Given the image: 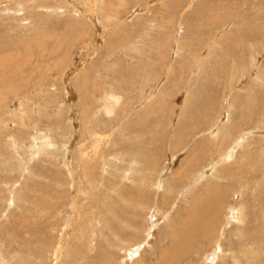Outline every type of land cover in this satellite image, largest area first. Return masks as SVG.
Wrapping results in <instances>:
<instances>
[{
	"label": "rangeland",
	"instance_id": "rangeland-1",
	"mask_svg": "<svg viewBox=\"0 0 264 264\" xmlns=\"http://www.w3.org/2000/svg\"><path fill=\"white\" fill-rule=\"evenodd\" d=\"M96 6L0 0V264L55 263L72 177L59 264H211L217 243L212 264H264V0Z\"/></svg>",
	"mask_w": 264,
	"mask_h": 264
},
{
	"label": "bare ground",
	"instance_id": "bare-ground-1",
	"mask_svg": "<svg viewBox=\"0 0 264 264\" xmlns=\"http://www.w3.org/2000/svg\"><path fill=\"white\" fill-rule=\"evenodd\" d=\"M90 1V7H89V10H87L88 11V15H87V17H88V19H93L92 20V22H94V23H98L97 22V16H96V12H97V10H96V0H89ZM103 11V10H102ZM99 24V23H98ZM70 99V98H69ZM116 102H117V100H116V98L113 96V94H110L108 97H105L104 98V110H105V112L107 113V114H111L112 112H113V108L115 107L114 105L116 104ZM103 105V104H102ZM74 107V106H73ZM73 110V109H72ZM77 110V109H76ZM72 113H73V111H72ZM72 113H71V115H72ZM75 115V114H74ZM77 115V114H76ZM78 116V115H77ZM73 118V117H72ZM77 118V117H76ZM78 119V118H77ZM72 121H73V119H71ZM76 123V122H75ZM261 126V125H260ZM262 129V128H261ZM85 131H86V129H85ZM87 133L89 134V137H94L93 139H94V142H92L91 143V145L89 146V147H91V149L95 152V151H98L99 150V144H100V141L101 140H103V138H102V136L100 135V134H98L96 131H94V130H92L91 128L90 129H87ZM43 137H45V136H43ZM104 137V136H103ZM241 137V139H242V135L240 136ZM38 139H42V137L41 138H39V137H35L34 138V140H38ZM44 139V138H43ZM243 140V139H242ZM83 141H81V143H82ZM40 143V142H39ZM239 143V142H238ZM238 143L236 144V145H238ZM83 144V143H82ZM235 145V144H234ZM39 147V146H38ZM88 147V146H87ZM233 147L234 146H232V147H230V148H232V150L230 149L229 151H226V153L224 154V155H222V156H220V159H219V161L220 162H223V161H225L226 159H228V158H232V154H233ZM34 148V147H33ZM32 149V148H31ZM66 149V148H65ZM234 149H235V147H234ZM67 150V149H66ZM80 152H81V157L82 156H84L86 153H88V152H86V150L85 149H81V147H80ZM89 153H93V152H89ZM101 154L102 153H99V155H97V157H99V156H101ZM66 155H67V162H64V163H66L67 165H69V160H68V151H66ZM87 155V154H86ZM94 155H95V153H94ZM32 156V155H31ZM90 156H92V155H90ZM103 157V158H102ZM101 158V162H102V168H101V170H102V172H103V170H105V165H106V163L105 162H107V161H105V158H104V156H102ZM71 158V157H70ZM79 158V157H78ZM72 159V158H71ZM81 160V159H80ZM217 160V159H216ZM213 161H215V160H213ZM73 162V161H72ZM80 163V162H79ZM90 159L88 158V156H86L85 158H84V160L82 161V168L84 169V171H86V170H92V168H93V163H92V165H90ZM72 164L73 163H71L70 165L72 166ZM219 164V163H218ZM253 164H254V162H253ZM252 164V165H253ZM216 165H217V163H216ZM79 166V165H78ZM212 166V165H211ZM215 166V165H214ZM73 167V166H72ZM208 168H210V167H208ZM213 169V166L211 167V170ZM74 170V169H73ZM76 171V170H75ZM93 171V170H92ZM91 171V172H92ZM68 172H70V173H72V176H73V174L75 173V172H73L71 169H69L68 168ZM81 172V171H80ZM90 172V171H89ZM89 172H87V173H89ZM90 172V173H91ZM69 173V174H70ZM76 173H79V172H77L76 171ZM203 173V172H202ZM86 174V173H85ZM78 175V174H77ZM79 175H81V174H79ZM87 175V174H86ZM200 176V175H199ZM199 176H198V178H199ZM86 177V176H85ZM193 178V177H192ZM195 178V177H194ZM88 178L86 177L85 178V180H86V184H88L89 183V181L87 180ZM89 179H90V177H89ZM196 179V178H195ZM72 180H73V190H72V198H73V201L71 202V206H70V209H72V212L70 211V213H73L74 214V216L72 217V218H68V220L66 219V221L64 222V224H63V226H62V228H61V230L63 231V233H60V235H59V238H58V240H57V243H56V245H53L54 246V250L52 251V257H53V260L55 261V263L54 264H59L60 263V261L61 260H63V258L64 257H66V255L68 254V250H67V244H68V241H67V237L69 236V234L71 233V232H76L78 229H80V226H81V222L78 220L79 218H81V209L79 210L78 209V201L76 200V199H78L79 197H78V195L80 194V192H79V190L80 191H82L81 190V188H80V185H79V180H81V179H76V178H73L72 177ZM77 180H78V182H77ZM83 181V180H82ZM198 181V180H197ZM196 181V182H197ZM78 183V184H77ZM159 184H160V181L158 182ZM187 184V183H186ZM189 184V183H188ZM193 184H194V182H193ZM197 184V183H196ZM78 185V186H77ZM84 185V184H83ZM161 185V184H160ZM160 185H159V187H160ZM195 185V184H194ZM86 187H87V185H85ZM90 186H91V183H90ZM242 186V185H241ZM94 187V186H93ZM90 189H92V188H90ZM186 189V188H185ZM206 189V188H205ZM183 191V190H182ZM187 191V190H186ZM207 191V190H206ZM78 192H79V194H78ZM185 192V191H184ZM82 194V193H81ZM223 196V195H222ZM132 198V197H131ZM217 198V197H216ZM215 198V199H216ZM223 198V197H222ZM133 199V198H132ZM211 199V198H210ZM217 199H219V198H217ZM216 199V200H217ZM220 199H221V197H220ZM77 201V202H76ZM215 201V200H214ZM128 202V201H127ZM131 202V201H130ZM197 203V202H196ZM196 203H194V204H196ZM193 204V205H194ZM201 204V203H200ZM207 204V203H206ZM222 205V203H221V201L219 202V205ZM80 205V204H79ZM193 205H192V211L189 213V215L187 216V218H185L186 217V215H185V217H183V218H185V219H187L188 221H190V222H193V223H195V221H197V217H198V212H197V209H196V207H193ZM209 205V204H208ZM219 205H217V206H219ZM57 206V205H56ZM55 206V207H56ZM191 206V205H190ZM196 206H198V204L196 205ZM110 207V206H109ZM219 207H222V206H219ZM199 208V207H198ZM110 209V208H109ZM230 209V210H229ZM228 214H227V218L225 219V222L223 223V225H224V227L227 225V223H229L230 221H232V220H236V221H241V216H240V212L239 211H237L234 207H230V208H228ZM188 211V210H187ZM219 211V210H218ZM215 212H217V211H215ZM218 213V212H217ZM92 214V213H91ZM207 214V213H206ZM209 214V213H208ZM214 214V213H213ZM215 215V214H214ZM214 215L212 216V218L211 219H213V217H214ZM217 215V214H216ZM203 216V215H202ZM202 216H200V219H201V221H203L204 222V219H206L205 217H207L206 215H204L203 217H204V219H203V217ZM202 217V218H201ZM215 218V217H214ZM153 220H154V218H152ZM203 219V220H202ZM210 219V220H211ZM257 219H258V217H257ZM64 220V219H63ZM183 220V219H182ZM207 220V219H206ZM214 220V219H213ZM90 221H91V218H90ZM208 221V220H207ZM184 222V221H183ZM202 222V223H203ZM208 222H210V221H208ZM211 222H212V220H211ZM210 222V223H211ZM198 223V222H197ZM75 224V226H73ZM183 224H186L185 222L183 223ZM196 224V223H195ZM194 224V225H195ZM90 225V224H89ZM188 222H187V227H188ZM193 225V226H194ZM208 224H206L205 226H207ZM211 225V224H210ZM251 225V224H250ZM186 226H183V228L184 227H186ZM189 226H191L192 227V224L190 223V225ZM196 227H197V225H196ZM223 226H222V228H224ZM177 228H180L181 229V227L179 226V227H177ZM193 228V227H192ZM221 228V229H222ZM179 229V230H180ZM186 229V228H185ZM200 229V228H199ZM202 229H203V227H202ZM206 229V228H205ZM208 229H209V227H208ZM178 230V229H177ZM176 230V231H177ZM201 230V229H200ZM29 231V230H28ZM81 231V230H80ZM111 231V230H110ZM182 231H183V229L181 230V233H182ZM205 231V230H204ZM223 231V230H222ZM177 232H179V231H177ZM174 233H175V231H174ZM184 233V232H183ZM186 233V232H185ZM185 233L184 234H182V236L183 235H185ZM111 234H113V233H111ZM175 234H177V233H175ZM175 234H173V235H175ZM187 234V233H186ZM193 234H194V231H193ZM192 234V235H193ZM203 234V233H202ZM149 235V234H148ZM172 235V236H173ZM187 235H189V234H187ZM186 235V236H187ZM181 236V237H182ZM202 236V235H201ZM176 237H178V236H176ZM189 237V236H188ZM191 237H193V236H191ZM189 238V239H191L192 240V238ZM254 237V236H253ZM173 238H175L174 236H173ZM180 238V237H179ZM179 238H178V240H179ZM203 238V237H202ZM176 239V238H175ZM181 239V238H180ZM187 239V237H184L183 238V240H186ZM200 239V238H199ZM247 239V238H246ZM253 239V238H252ZM251 238H250V240L252 241V243H254V239L252 240ZM177 240V241H178ZM182 240V239H181ZM182 240V241H183ZM193 240H195V239H193ZM237 240V239H236ZM235 240V241H236ZM239 240V239H238ZM241 240V239H240ZM239 240V241H240ZM180 241V240H179ZM178 241V242H179ZM239 241H237V242H239ZM259 241V240H258ZM184 242V241H183ZM244 242V241H243ZM260 242V241H259ZM91 243V242H90ZM177 243V242H176ZM180 243V242H179ZM195 243H197V242H195ZM255 243H256V241H255ZM243 244V243H242ZM245 244V250H244V254L247 256V254L246 253H248L249 254V256L250 255H252V253L255 255L256 254V250L254 249L253 250V247L252 246H248L247 245V243H244ZM258 244V243H257ZM47 245V244H46ZM255 245V244H254ZM260 245V244H259ZM52 246V245H51ZM258 246V245H257ZM186 247V246H185ZM52 249V248H51ZM135 249V248H134ZM177 249H179V248H177ZM138 250V249H137ZM223 249H222V247H221V244H219V243H217L216 244V250L213 252V254L209 257V263H214V262H216V260L219 258V257H221V256H223ZM135 252H136V250H135ZM138 252V251H137ZM133 254V253H132ZM170 255H171V253H170ZM164 256V255H163ZM72 257V256H71ZM130 257H132V256H130ZM170 257V256H169ZM233 257V256H232ZM165 258V257H164ZM164 258H162V261H163V259ZM235 260L237 259L236 257H233ZM71 260V259H70ZM69 260V261H70ZM169 260V259H168ZM168 260H166V261H168ZM234 260V261H235ZM253 260V259H252ZM74 261V260H73ZM161 261V262H162ZM76 262V261H75ZM165 262V261H164ZM41 263V262H40ZM166 263V262H165ZM42 264V263H41ZM164 264V263H163Z\"/></svg>",
	"mask_w": 264,
	"mask_h": 264
}]
</instances>
